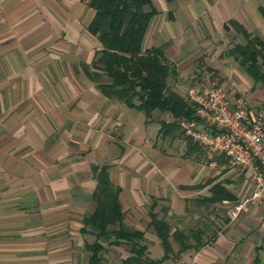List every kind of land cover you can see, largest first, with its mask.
Returning <instances> with one entry per match:
<instances>
[{
  "label": "crops",
  "instance_id": "0c3cea01",
  "mask_svg": "<svg viewBox=\"0 0 264 264\" xmlns=\"http://www.w3.org/2000/svg\"><path fill=\"white\" fill-rule=\"evenodd\" d=\"M152 2L142 47L163 49L175 67L171 89L184 95L190 77L215 75L248 115L264 106V80L229 52L246 41L238 24L264 37V0ZM94 12L88 0H0V264H87L91 164L108 166L124 222L144 230L152 255L163 248L149 212L172 231L201 229V245L164 264H264V202L230 219L222 201H202L215 183L241 198L252 188L248 171L206 164L183 133H160L168 113L146 117L87 75L83 64L101 48L87 29Z\"/></svg>",
  "mask_w": 264,
  "mask_h": 264
},
{
  "label": "trees",
  "instance_id": "16d2710c",
  "mask_svg": "<svg viewBox=\"0 0 264 264\" xmlns=\"http://www.w3.org/2000/svg\"><path fill=\"white\" fill-rule=\"evenodd\" d=\"M88 3L95 12L87 29L100 41L101 48L96 50L90 64H83L87 75L105 96L142 110L146 117H151L153 110L168 113L171 119L161 121L160 133L181 132L189 146L195 145L178 123L181 117L192 118L194 107L167 82L175 73V67L167 61L160 46L142 47L149 22L157 12L152 0H88ZM261 14L264 18V8H261ZM238 28L246 41L235 43L229 52L255 79L264 80L261 72L264 68V37L252 35L239 24ZM104 76L109 80L103 81ZM90 169L95 178L90 195L93 209L83 215L81 227L83 233H91L94 237L84 244L88 252L87 264H104L105 251L114 245L125 246L127 250L119 264H164L170 256L178 257L187 248L202 244L201 229L185 232L176 228L172 231L166 219L158 218L151 211L148 226L153 228L163 248L161 257L153 256L144 230L124 222L120 187L111 181L108 166L91 164ZM223 199L233 200L234 195L222 184L215 183L211 186V194L202 201L211 204ZM172 238L178 245L176 251L172 247Z\"/></svg>",
  "mask_w": 264,
  "mask_h": 264
},
{
  "label": "built area",
  "instance_id": "2783aa9c",
  "mask_svg": "<svg viewBox=\"0 0 264 264\" xmlns=\"http://www.w3.org/2000/svg\"><path fill=\"white\" fill-rule=\"evenodd\" d=\"M184 98L193 105V117H181L183 132L198 144L205 163L248 171L251 190L241 198L223 199L230 219H235L250 207L264 202V106L248 115L245 99L231 101L222 84L196 80L189 85Z\"/></svg>",
  "mask_w": 264,
  "mask_h": 264
},
{
  "label": "rangeland",
  "instance_id": "374dc122",
  "mask_svg": "<svg viewBox=\"0 0 264 264\" xmlns=\"http://www.w3.org/2000/svg\"><path fill=\"white\" fill-rule=\"evenodd\" d=\"M154 1L158 4V0H154ZM186 68H189V67L186 66L184 69H186ZM210 76L211 77H209V76H203V77L192 76L189 78L187 84L188 85L193 84L196 80H201V79L215 81L218 84H221L222 81L219 82V80L215 79V78H217V76H215V75H210ZM168 85H169V87H171L170 84H168ZM260 106H262V105H259L258 107H260ZM88 238L90 239V236H88ZM104 254H105V258H106V261L104 264H119V262L121 261V258L124 256V254L125 255L127 254V250H126L125 246L114 245V246L110 247L109 249H107V251H105ZM153 256H155V255H153ZM18 260L21 262V264H24V261L22 259L19 258Z\"/></svg>",
  "mask_w": 264,
  "mask_h": 264
}]
</instances>
